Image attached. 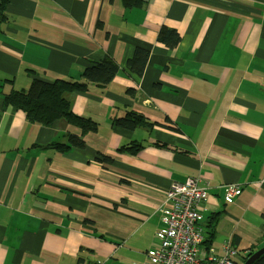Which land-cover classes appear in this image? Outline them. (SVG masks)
<instances>
[{
  "label": "crops",
  "instance_id": "obj_1",
  "mask_svg": "<svg viewBox=\"0 0 264 264\" xmlns=\"http://www.w3.org/2000/svg\"><path fill=\"white\" fill-rule=\"evenodd\" d=\"M137 50L148 52L142 75L128 68ZM104 59L119 68L108 85L66 96L99 126L83 148L52 146L80 137L76 127L43 126L4 104L34 79L84 82ZM130 112L146 123L114 124ZM131 142L142 149L123 151ZM187 178L207 188L208 249L222 255L230 243L238 261L264 246V0H143L134 9L9 0L0 12V264H143L170 185ZM229 184L241 193L227 204Z\"/></svg>",
  "mask_w": 264,
  "mask_h": 264
},
{
  "label": "trees",
  "instance_id": "obj_2",
  "mask_svg": "<svg viewBox=\"0 0 264 264\" xmlns=\"http://www.w3.org/2000/svg\"><path fill=\"white\" fill-rule=\"evenodd\" d=\"M121 5L125 9L139 8L143 4V0H120ZM9 0H0V12H4ZM160 33V39L164 40V36ZM171 45H176L180 41V36L176 32H171ZM148 59V52L137 50L133 59L129 61L128 68L142 75ZM119 68L111 60L104 59L94 63L87 68L83 74L84 82H75L68 80H56L53 83H46L38 79H34L28 92L13 91L4 97L5 106H12L26 114L28 120L50 126L56 121H64L77 129H79L80 137L75 135L68 136V144H52V146L60 151L67 152L71 148H83L85 143L83 136L88 133H96L99 126L91 119H85L75 115L72 112L70 102L66 96L74 92H85L89 83L97 86L108 85L117 75ZM146 122L142 116L130 112L125 117L116 119L114 124L125 129L134 130ZM142 146L136 142L125 145L122 150L132 154L138 153ZM213 232H211V239ZM210 239L203 243L208 246ZM208 249V247H207ZM255 251H252L249 256ZM246 257L243 263L246 261ZM253 264H264V255Z\"/></svg>",
  "mask_w": 264,
  "mask_h": 264
},
{
  "label": "built area",
  "instance_id": "obj_3",
  "mask_svg": "<svg viewBox=\"0 0 264 264\" xmlns=\"http://www.w3.org/2000/svg\"><path fill=\"white\" fill-rule=\"evenodd\" d=\"M240 193L239 185L229 184L223 187L221 199L231 203ZM207 198V188L199 186L197 179L170 185L160 207L161 226L143 264H238L233 259L237 250L230 243L224 246L222 255L203 250L201 210Z\"/></svg>",
  "mask_w": 264,
  "mask_h": 264
},
{
  "label": "water",
  "instance_id": "obj_4",
  "mask_svg": "<svg viewBox=\"0 0 264 264\" xmlns=\"http://www.w3.org/2000/svg\"><path fill=\"white\" fill-rule=\"evenodd\" d=\"M264 255V246L253 252L243 264H253L255 261L260 259Z\"/></svg>",
  "mask_w": 264,
  "mask_h": 264
},
{
  "label": "rangeland",
  "instance_id": "obj_5",
  "mask_svg": "<svg viewBox=\"0 0 264 264\" xmlns=\"http://www.w3.org/2000/svg\"><path fill=\"white\" fill-rule=\"evenodd\" d=\"M199 186H200V185H199ZM221 200H222V199H221ZM222 201H223V200H222ZM224 203H225V202H224ZM227 204H228V203H227ZM202 226H203V225H202ZM203 228H204V227H203ZM204 241H205V240H204ZM154 242H155V240H154ZM154 242H153V244H154ZM203 243H204V242H203ZM152 246H153V245H152ZM151 248H152V247H151ZM203 250L206 251V250H208V249H204V248H203ZM256 250H257V249H256ZM250 253H251V252H249L245 257H246V258L249 257V254H250ZM237 255H238V254H237ZM237 255H236V256H237ZM244 259H245V258H243L242 260H238V261H235V259H234V261L237 262L238 264H243Z\"/></svg>",
  "mask_w": 264,
  "mask_h": 264
}]
</instances>
